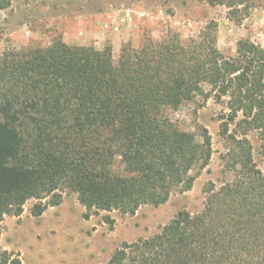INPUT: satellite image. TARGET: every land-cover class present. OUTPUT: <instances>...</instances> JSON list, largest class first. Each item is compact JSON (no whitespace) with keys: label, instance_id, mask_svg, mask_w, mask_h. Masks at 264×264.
<instances>
[{"label":"trees","instance_id":"obj_1","mask_svg":"<svg viewBox=\"0 0 264 264\" xmlns=\"http://www.w3.org/2000/svg\"><path fill=\"white\" fill-rule=\"evenodd\" d=\"M232 19L264 0H202ZM207 26L195 42L144 38L113 62L107 46H47L0 52V220L34 216L76 194L88 214H133L191 188L195 167L211 156L210 135L181 129L168 111L197 97L226 96L222 133L234 146V177L195 214L179 213L158 233L125 242L104 264H264V48L240 40L234 54L217 47ZM255 132L262 166L247 138ZM124 166L112 171L110 160ZM102 219L110 223L108 214ZM1 233V225H0ZM0 264H21L0 252Z\"/></svg>","mask_w":264,"mask_h":264},{"label":"rangeland","instance_id":"obj_2","mask_svg":"<svg viewBox=\"0 0 264 264\" xmlns=\"http://www.w3.org/2000/svg\"><path fill=\"white\" fill-rule=\"evenodd\" d=\"M207 26L215 28L217 47L234 54L240 40L264 48V6L243 11L232 19L222 5L202 0H0V52L47 46L60 38L72 46L109 47L116 62L124 48H137L144 38L159 41L176 37L182 44L195 42ZM227 97H200L169 110L181 129L195 135L205 129L210 135L211 156L204 168L192 170L195 179L187 191L174 190L159 205H142L133 214L117 210L86 214L76 194L61 190L59 204L34 216L29 199L19 216L3 214L0 220V252L18 256L21 264H104L121 244L152 237L173 217L195 214L208 196L227 180L233 168L228 156L234 146L222 133V117L228 112ZM247 138L253 157L262 166V148L255 132ZM112 171L124 166L110 160ZM108 214L111 224L102 216Z\"/></svg>","mask_w":264,"mask_h":264}]
</instances>
